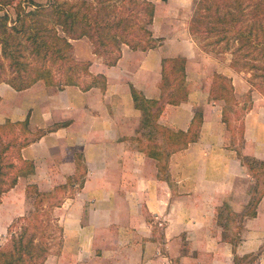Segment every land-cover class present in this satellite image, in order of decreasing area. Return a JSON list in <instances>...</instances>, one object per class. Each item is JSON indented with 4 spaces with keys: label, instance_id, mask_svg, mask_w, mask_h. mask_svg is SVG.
Instances as JSON below:
<instances>
[{
    "label": "crops",
    "instance_id": "0c3cea01",
    "mask_svg": "<svg viewBox=\"0 0 264 264\" xmlns=\"http://www.w3.org/2000/svg\"><path fill=\"white\" fill-rule=\"evenodd\" d=\"M83 38L88 37L73 42ZM172 48L168 38L147 50L123 45L112 65L92 49L89 69L106 74L105 88L38 80L16 89L0 81V120L28 117L34 139L22 153L36 165L30 178L20 176L3 193V231L24 213L29 180L36 179L40 189L74 180L67 191L71 195L54 208L63 227L60 251L38 264H264V195L257 214L242 226L239 217L225 215L245 209L250 174L230 144L223 101L210 93L211 77L185 54L188 79L195 72L199 79L204 76V85L194 84L188 99L178 104L167 103L158 121L186 130L199 109L198 138L173 152L164 170L140 148L141 138L148 141L138 135L148 130L149 112L135 104L132 85L158 97L162 59L175 53ZM6 94L12 98L3 110ZM20 96L23 105L15 98ZM263 111L251 108L244 119L241 151L250 157L264 158ZM76 179H83L82 185ZM231 237L240 239L234 245Z\"/></svg>",
    "mask_w": 264,
    "mask_h": 264
},
{
    "label": "trees",
    "instance_id": "16d2710c",
    "mask_svg": "<svg viewBox=\"0 0 264 264\" xmlns=\"http://www.w3.org/2000/svg\"><path fill=\"white\" fill-rule=\"evenodd\" d=\"M7 5L14 7L15 17L8 12L0 14V70L7 61L14 73L3 77L0 71V81H7L16 89L27 88L39 79L58 86L81 84L85 89L94 85L105 88L106 74L91 72V61L81 62L74 57V39L87 36L94 45V52L105 55L108 65L117 63L123 45L147 50L161 45L165 39L164 35H156L152 27L156 12L153 0H0V10ZM194 12L190 33L205 39V49H208L207 45L213 51L233 52L241 70L244 67L252 70L249 81L264 93V0H197ZM175 58L165 56L162 59L163 81L158 97H148L132 85L135 104L149 112V119L144 123L148 130L142 128L138 135V138L145 135L148 141L144 143L141 138L140 148L158 160L160 170L166 168V159L173 152L198 138L202 122L199 109L186 130L158 121L167 103L178 104L189 97L185 59L177 61ZM84 74L90 76L88 81ZM234 90L229 76L220 72L214 74L210 93L226 100L222 119L227 127L231 125L228 109L248 111L253 106L252 91L239 101ZM230 92L234 100H230ZM232 101L235 105L231 103L228 108ZM241 122L240 136L244 140L245 121ZM17 124L30 134L28 117L0 120V129L7 128L11 132L9 139L4 141L3 131H0V202L3 193L14 187L20 176L30 178L36 171L34 160L22 153L23 147L34 137L17 138L12 133ZM237 151L255 179L254 185L248 188L250 198L245 209L242 212L228 210L229 219L239 217L242 226L246 217L257 214L264 195V158L247 156L240 148ZM69 182L73 184L74 180L69 179ZM78 183L82 185L83 179ZM26 189L29 196L31 191L36 193L38 205L29 214L19 215L10 223L9 237L0 244V264L45 262L53 252V236L59 235L57 242L59 245L62 242L63 227L58 218L50 214L62 200L51 201L45 208L44 202L50 199L52 190L42 191L32 180ZM218 214H221L220 210ZM231 238L234 245L240 239Z\"/></svg>",
    "mask_w": 264,
    "mask_h": 264
},
{
    "label": "rangeland",
    "instance_id": "374dc122",
    "mask_svg": "<svg viewBox=\"0 0 264 264\" xmlns=\"http://www.w3.org/2000/svg\"><path fill=\"white\" fill-rule=\"evenodd\" d=\"M153 1L155 2V6H156L154 23L152 24L153 30L156 33V35H164L165 38H168L173 46L172 51H175L173 55L168 54L166 56L176 57L175 59L177 61H183L185 57H183L182 55L185 54L187 56V60L188 59L194 60L196 61L195 63H199L201 65V68L203 69L202 73L204 74L208 73V75L211 77L210 78L211 83H212L214 74L216 72H220V73H223L224 75L229 76V78H231V83H233V87L235 88L233 93L235 97L237 98V100L243 101L246 95L248 94V92L252 91L251 92L252 100H253L252 108L261 107V110H264L263 108L264 107V93L260 91V89L255 88L252 82L249 81L252 79L251 78L252 70H246L247 69L246 67H244V69L241 70L240 69L241 66L238 64L237 57L235 56V54H233V52L213 51L210 49V46H207V45L205 46L208 47V49H205L203 46L205 39L199 34L190 33L189 25H190L192 16L195 13L194 10H195V5L197 3V0H166V1L153 0ZM4 12H8L13 18L15 17V9L12 5H7L2 10H0V14ZM92 49H94V45L90 42L89 38H83V39H80L74 42V47L72 49V52H73L74 57L78 61L85 62V61H90L89 56L91 55ZM101 56H102V59L105 61L106 60L105 55L101 54ZM13 73H14L13 67H11L7 63V61H5V67L1 71V75L4 77V76H10ZM192 74L193 75L190 77V79H188L187 77L189 89L194 84L196 85L202 84L203 86L204 82H201V81L204 76L199 79L198 77L194 76L195 72H192ZM89 78H90L89 75L84 74V79L88 81ZM39 80H42V79H39ZM211 83H210V87H211ZM51 85H56V84H51ZM229 97H231L230 100H234V97H232V92H230ZM10 98H12L11 95L6 94V99H5L6 104H3L1 107L3 110L8 109V105H10L8 99ZM15 98L18 104H21V105L24 104L23 96L15 97ZM216 99L223 101L222 102L223 105L226 104L225 99L223 98H216ZM231 103L235 105L233 101L229 102L228 108H231L229 106L231 105ZM227 111L231 119L230 120L231 125L230 127H228V132H227L228 133L227 135H229L230 144L234 146L236 149L238 148L242 149L244 146V140H242V137L240 136L241 135L240 126L243 124V122L241 121L245 119L247 112H249L250 110L242 111L241 108H238V110H236L235 108V109H228ZM261 116L264 117V114H261ZM0 131H3V129H0ZM10 133L11 132H9L7 128H4V131L2 133L4 141H7L9 139ZM12 133H14L17 136V138L22 139V140L25 139V136L34 137V134L33 133L31 134V131H30V134L28 133L27 135V133L23 131L20 124L16 125ZM260 133L261 134L264 133V125L261 126ZM244 136H245V130H244ZM11 149L13 151V148ZM249 176L251 179V183L249 185L250 187L254 185L255 179L251 175ZM35 180H34V183L38 185V183ZM76 180L78 182L81 181V179H76ZM55 187H58V188H55ZM55 187L53 189H41L42 191L52 190L51 191L52 196L49 197L50 199L48 201L45 200L44 202L45 208L48 207L49 202L51 201L55 202L57 201V199H60L63 201V196L71 195L70 192L69 193L67 192L69 190L68 188L69 179L67 183H64V184L61 183ZM28 198H29L27 200L28 203L25 204L26 208H25L24 213L17 214L15 217H18L19 215H27L29 214L31 210H34L37 207L38 204L36 203V198H37L36 193L31 191L30 196ZM54 208L52 209V212L50 213L51 216H56ZM225 215L228 218L230 217V213L228 211H226ZM43 217L45 216H42V218ZM13 219L11 220V222L13 221ZM21 222L22 220L19 223ZM9 225L7 226V228L4 227L6 231L5 230L3 231V227L0 226V244H3L4 242H6L9 237V229H8ZM18 227L19 226H17L16 229H18ZM53 239H54L55 245L53 247V250H52L53 252L51 254L59 252L60 245L63 242V239H62V242L60 243V245L58 244L57 241L59 240V235L55 237L53 236Z\"/></svg>",
    "mask_w": 264,
    "mask_h": 264
}]
</instances>
